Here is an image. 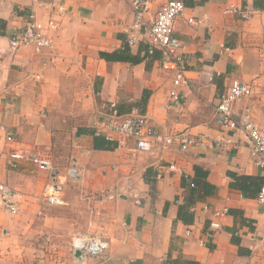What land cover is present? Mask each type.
<instances>
[{"label":"crops","instance_id":"1","mask_svg":"<svg viewBox=\"0 0 264 264\" xmlns=\"http://www.w3.org/2000/svg\"><path fill=\"white\" fill-rule=\"evenodd\" d=\"M33 12L43 21L58 18L52 45L13 52L10 37ZM133 21L131 0H0V138L9 132L15 139L0 141V180L16 207L0 206V264H264V207L257 200L264 167L245 132L215 120L219 96L238 79L253 95L235 111L249 106L264 128V0H185L174 33L185 44L189 84L177 88L161 51L137 64L102 57L127 45L145 55L146 41L129 44ZM113 105L195 142L145 152L132 138L109 139L101 127ZM95 136L109 143L95 149ZM14 150L49 160L62 175L68 159L83 170L82 228L61 211L77 205L80 179H65L64 204H50V172L29 160L11 164ZM102 190L117 196L96 197ZM71 220L74 236L108 240L106 253L76 256L55 241L46 250L53 255L38 258V233L60 236Z\"/></svg>","mask_w":264,"mask_h":264},{"label":"built area","instance_id":"2","mask_svg":"<svg viewBox=\"0 0 264 264\" xmlns=\"http://www.w3.org/2000/svg\"><path fill=\"white\" fill-rule=\"evenodd\" d=\"M131 7L134 12V21L129 44L135 45L140 41H146L150 54H153L155 50L161 51L163 56L161 66L174 71V86L177 88L188 85L185 44L174 33L176 20L184 12L185 0H131ZM59 9L63 10V5ZM189 22L192 23L193 19H189ZM58 27V18L51 16L43 21L33 12L22 31L10 37V48L16 52L24 46L33 45L37 51H41L52 45L51 33ZM252 95L253 87L249 83L238 79L233 80L228 89L219 96L215 107V120L222 128L239 129L245 132L251 141L252 154L256 156L258 164L264 167V128L254 121L249 106L243 107L241 114L234 109L236 102L243 98H250ZM171 97L174 100L181 99L177 89L171 91ZM101 131L109 139L114 136L132 138L135 140L137 150L145 152H154L160 148L168 150L175 145L186 148L195 142V139L185 132L162 131L146 114L138 112L119 114L114 105L110 114L106 116ZM2 140L12 143L15 139L12 133L7 132L0 138V141ZM9 158L13 165H16L19 160H29L38 170L50 172L51 182L46 187V199L53 205L64 204L62 192L65 179L77 181L84 174L77 164H71L62 175L49 160L23 150L10 152ZM95 196L114 200L117 194L102 190ZM13 197L14 193L10 186L0 180V206L12 212L16 211ZM257 200L264 207V175ZM211 225L214 228L220 227L216 222H212ZM109 247V241L98 234L77 232L72 240V251L80 250L82 256H102Z\"/></svg>","mask_w":264,"mask_h":264},{"label":"rangeland","instance_id":"3","mask_svg":"<svg viewBox=\"0 0 264 264\" xmlns=\"http://www.w3.org/2000/svg\"><path fill=\"white\" fill-rule=\"evenodd\" d=\"M105 119H106V117L103 119V122ZM64 161H65L64 162L65 168H63V170H64V173H66L68 167L71 166V164H70L71 160L68 159V160H64ZM79 182L81 184L79 185L78 189H75V195L73 196L75 202L77 203V205H75L74 210H72L70 208H65V209L61 210L63 213H65V211H67V213L69 214V217L71 219H72V215H73L75 221H77L76 225L78 227L87 223V218H88L87 213L83 211V206L80 205V201L82 202V199H84V196H86V189L84 187L85 185L83 184V178L80 179ZM71 222H72V220L70 221V224L68 225V227L65 228L64 232L60 236L54 235V237L47 238V234L38 233V236L36 238H34V243L37 244V249H39V251L36 252V254L38 255V258L44 256V254L46 255V253L53 255L51 252H47L46 250H47V247L51 243H54L55 241H57L58 244H54V245H59V244L67 245V246H71V249H72V240L74 237V233H73V229H71L73 227ZM80 228H82V227H80Z\"/></svg>","mask_w":264,"mask_h":264},{"label":"trees","instance_id":"4","mask_svg":"<svg viewBox=\"0 0 264 264\" xmlns=\"http://www.w3.org/2000/svg\"><path fill=\"white\" fill-rule=\"evenodd\" d=\"M158 51L159 50H155L153 54H150L149 48L147 47V48H145V55L141 56V54H139V53L133 54L130 50V47L127 45V46H124L123 49L116 50L113 52H103L101 54H102V57H104L108 61H127L130 63L137 64V63H140L141 61H143L145 58H150V59L157 58L160 55ZM144 96H145V94H144ZM116 109H117L118 113L121 114V112L119 111V108L116 107ZM93 143H94L95 149H102L104 144L109 143V141L106 140L105 138L95 136ZM196 172L198 173L197 177H199V176L201 177L199 167H196ZM197 183H199V180H197V179H196V181H194V180L192 181V184L196 185ZM193 187H195V186H193Z\"/></svg>","mask_w":264,"mask_h":264},{"label":"water","instance_id":"5","mask_svg":"<svg viewBox=\"0 0 264 264\" xmlns=\"http://www.w3.org/2000/svg\"><path fill=\"white\" fill-rule=\"evenodd\" d=\"M75 254H76V256H81L82 255V252L80 250H76L75 251Z\"/></svg>","mask_w":264,"mask_h":264}]
</instances>
